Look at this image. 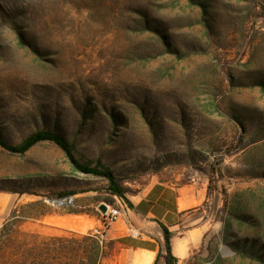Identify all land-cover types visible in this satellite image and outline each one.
<instances>
[{"label": "rangeland", "instance_id": "rangeland-1", "mask_svg": "<svg viewBox=\"0 0 264 264\" xmlns=\"http://www.w3.org/2000/svg\"><path fill=\"white\" fill-rule=\"evenodd\" d=\"M38 131L126 194L152 177L206 179L208 229L186 264H264V0H0V138ZM107 189L54 143L0 147V192L24 194L22 214L100 218L99 203L122 200ZM44 218L4 223L18 264L113 252L103 219L79 234Z\"/></svg>", "mask_w": 264, "mask_h": 264}, {"label": "crops", "instance_id": "crops-1", "mask_svg": "<svg viewBox=\"0 0 264 264\" xmlns=\"http://www.w3.org/2000/svg\"><path fill=\"white\" fill-rule=\"evenodd\" d=\"M77 196L79 199L89 197L86 194ZM126 198L127 201L118 202L121 214L107 230L105 240L112 244L113 252L103 264H167L161 225L171 233L172 256L175 258L171 264H186L191 254L203 244L208 229L206 208L211 201L206 179L152 177L133 193L126 194ZM25 201L24 194L0 192V228ZM101 220L102 215L98 218L87 212H77L47 215L43 222L49 230L84 234L89 230L86 221H94L96 225Z\"/></svg>", "mask_w": 264, "mask_h": 264}, {"label": "trees", "instance_id": "trees-1", "mask_svg": "<svg viewBox=\"0 0 264 264\" xmlns=\"http://www.w3.org/2000/svg\"><path fill=\"white\" fill-rule=\"evenodd\" d=\"M42 142H51L58 146L66 154L69 162L73 168L82 174L91 175L94 177L104 178L108 181V193L113 197H118L124 201H127L126 191L118 184L113 174L107 169H101L100 166L90 167L84 165L78 161L73 153L72 146L59 134L49 131H38L28 135L19 145H13L5 140L0 138V147L12 154L23 155L28 152L31 148ZM100 165V164H99ZM213 169V168H212ZM214 174V170L212 172ZM74 193H68L67 195H73ZM30 204L29 206H33ZM67 213H73V211H68ZM50 215L49 212H44L39 215H25L22 214L17 208L11 215L13 220H39L45 216ZM161 228L164 232L165 241H166V255L165 259L167 264H171L175 258L172 256L171 248V233L167 227L161 225ZM14 243L12 242L11 236L6 234V225L0 229V264H18L17 255L13 251H8L9 249L13 250ZM95 259L94 264H101L102 259ZM23 264H31L29 259H26Z\"/></svg>", "mask_w": 264, "mask_h": 264}, {"label": "built area", "instance_id": "built-area-1", "mask_svg": "<svg viewBox=\"0 0 264 264\" xmlns=\"http://www.w3.org/2000/svg\"><path fill=\"white\" fill-rule=\"evenodd\" d=\"M74 204L73 202V198L69 197V198H63L61 199V204L59 206H55L58 208H67L70 207ZM108 207V212L107 214L103 215L102 214V219H103V225L105 227H109L110 225H112L120 216V210L119 209H115L112 208L110 206Z\"/></svg>", "mask_w": 264, "mask_h": 264}, {"label": "water", "instance_id": "water-1", "mask_svg": "<svg viewBox=\"0 0 264 264\" xmlns=\"http://www.w3.org/2000/svg\"><path fill=\"white\" fill-rule=\"evenodd\" d=\"M99 209L101 210L102 214L105 215L107 214L108 212V207L106 204L102 203L100 206H99Z\"/></svg>", "mask_w": 264, "mask_h": 264}, {"label": "bare ground", "instance_id": "bare-ground-1", "mask_svg": "<svg viewBox=\"0 0 264 264\" xmlns=\"http://www.w3.org/2000/svg\"><path fill=\"white\" fill-rule=\"evenodd\" d=\"M61 204V201H59V202H54V206H59Z\"/></svg>", "mask_w": 264, "mask_h": 264}]
</instances>
